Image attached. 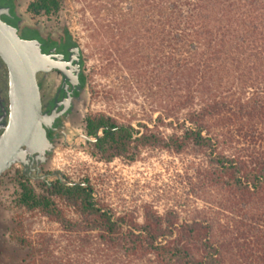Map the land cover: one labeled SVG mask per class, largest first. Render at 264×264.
<instances>
[{"label": "trees", "instance_id": "1", "mask_svg": "<svg viewBox=\"0 0 264 264\" xmlns=\"http://www.w3.org/2000/svg\"><path fill=\"white\" fill-rule=\"evenodd\" d=\"M62 1L32 0L28 9L54 12ZM79 1L91 2L89 38L120 41L116 53L135 60L124 66L167 92L151 129L86 116V134L100 131L93 150L103 161H131L141 148L185 158L182 193L201 207L181 221L146 209L138 223L98 204L86 180L40 192L19 180L14 204L57 222L69 242L68 254L29 264H264V0ZM62 201L77 221L65 219Z\"/></svg>", "mask_w": 264, "mask_h": 264}, {"label": "rangeland", "instance_id": "2", "mask_svg": "<svg viewBox=\"0 0 264 264\" xmlns=\"http://www.w3.org/2000/svg\"><path fill=\"white\" fill-rule=\"evenodd\" d=\"M104 1L109 3V0ZM26 2L19 0V10L24 17ZM90 3L63 0L56 14L82 46L84 68L88 70L89 88L92 90L91 96L87 93L83 95L78 112L81 121L77 122L76 131L83 132L85 116L96 114L109 116L118 123H129L133 127L140 120L151 129L152 121L160 110L158 102L165 98L167 92H157V85L152 82L148 84L149 88L145 79L136 76V65L132 66V70L124 66H131V61L135 64V60L130 56H121V50L116 53L115 49L121 46L120 41L113 42L109 35L102 33L89 38L85 25L89 9L86 5L91 6ZM117 4L122 6L125 3ZM163 87L161 85L160 89L163 90ZM158 131L162 132L161 135L167 132L162 128ZM132 157L131 161L125 157L103 161L92 145L79 139L75 143L56 147L46 169L59 172L68 182L82 183L86 180L98 204L108 205L115 215H131L138 223L143 220L146 209L155 211L161 218L167 210L175 211L177 220L181 221L187 219L192 210L201 207L200 200L191 196L185 200L182 193L187 190L183 179L185 158L174 156L165 149L153 148H141ZM28 184L35 192L47 188ZM19 190L18 182L9 180L8 176L1 179L0 264H29L33 256L45 259V254L54 257L68 254L69 242L59 236L63 228L57 222L38 211H25L14 204ZM59 207L64 209L66 220L77 221L70 202L62 201ZM13 237L31 242L32 247L20 246ZM41 239L43 242L38 245Z\"/></svg>", "mask_w": 264, "mask_h": 264}, {"label": "flooded vegetation", "instance_id": "3", "mask_svg": "<svg viewBox=\"0 0 264 264\" xmlns=\"http://www.w3.org/2000/svg\"><path fill=\"white\" fill-rule=\"evenodd\" d=\"M30 1L32 0H27L23 7L26 14L24 17L19 10V0H0V19L28 43L41 65L34 79L43 118L41 128L44 131V142L41 146L46 147L39 148L38 152H25L22 157L28 164L25 174L22 173L23 167L19 162L10 163L0 172V185L1 179L8 176L11 181H28L50 188L59 182L56 179L50 181L54 172L46 169L54 149L60 145L75 143L79 139L87 145L94 142L83 138L88 136L84 120L83 132H77L75 127L81 121L78 119V112L83 95L87 93L91 96L92 90L89 88L88 70L84 68L82 46L72 36L66 24L56 17L58 10L33 13L28 9ZM8 105V75L6 66L0 59V135L8 121Z\"/></svg>", "mask_w": 264, "mask_h": 264}, {"label": "water", "instance_id": "4", "mask_svg": "<svg viewBox=\"0 0 264 264\" xmlns=\"http://www.w3.org/2000/svg\"><path fill=\"white\" fill-rule=\"evenodd\" d=\"M0 59L8 75V121L0 135V172L10 163L19 162L25 174L27 162L22 160L25 152H38L44 142L35 73L41 68L28 43L18 37L15 30L0 19ZM83 136L86 140H95ZM49 150V148H48ZM51 177V176H50ZM65 186L82 185L68 182L59 172L52 177Z\"/></svg>", "mask_w": 264, "mask_h": 264}]
</instances>
